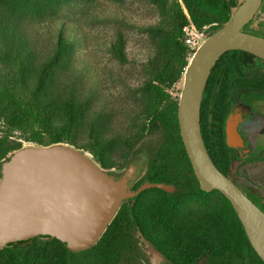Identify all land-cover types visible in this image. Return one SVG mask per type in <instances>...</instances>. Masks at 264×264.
<instances>
[{
	"label": "trees",
	"instance_id": "1",
	"mask_svg": "<svg viewBox=\"0 0 264 264\" xmlns=\"http://www.w3.org/2000/svg\"><path fill=\"white\" fill-rule=\"evenodd\" d=\"M62 0H58L61 2ZM190 21L201 29L212 25L207 35H212L227 23L239 5L238 0H184ZM54 0H0V168L2 160L24 143L52 145L65 143L89 152L105 169L115 164L105 157V144L98 141L86 146L82 143L83 123L89 114L94 93L85 92L83 69L72 55L78 30L57 27L53 48L42 53L25 22L44 21ZM60 3H57V5ZM179 6V5H178ZM181 6L172 17L169 28L150 27L152 36L164 39L148 62L151 73L150 94L142 111L143 123L138 132L127 140L130 152L153 133L156 143L148 145L149 177L153 183L175 184L181 190H201L193 166L181 137L178 104L168 90L179 82L189 64L193 50L187 44L183 29L189 23ZM51 15V14H50ZM40 18V19H36ZM255 22H258L256 20ZM262 24V23H259ZM249 23L244 31L257 30ZM263 33V31H262ZM264 37V35H262ZM166 43L164 44V42ZM110 52L121 62H128L123 36L115 40ZM258 58L250 53L235 50L225 53L215 64L204 90L201 106V130L206 148L218 169L225 174L224 127L227 97L232 88L241 85L245 71L256 64ZM93 134V133H92ZM17 136V137H16ZM1 177V175H0ZM223 202L229 201L222 195ZM127 206H123L100 241L87 251L71 252L57 239L34 238L26 247L16 244L0 252V264H120L134 242ZM160 203L149 209L139 203L135 220L147 237L150 214L153 215L154 243L166 245L161 239L165 212ZM170 208H168V211ZM174 217L165 225L176 231ZM174 234V233H172Z\"/></svg>",
	"mask_w": 264,
	"mask_h": 264
},
{
	"label": "water",
	"instance_id": "2",
	"mask_svg": "<svg viewBox=\"0 0 264 264\" xmlns=\"http://www.w3.org/2000/svg\"><path fill=\"white\" fill-rule=\"evenodd\" d=\"M262 0H244L229 21L206 38L184 73L178 119L186 153L202 190L220 191L232 203L249 241L264 261V212L213 162L201 130V106L216 62L240 50L264 60V37L244 31ZM121 180L109 175L95 158L65 143L22 146L10 152L0 168V252L37 237L57 239L74 253L93 248L118 214L130 192L135 168ZM175 193L165 183L148 188Z\"/></svg>",
	"mask_w": 264,
	"mask_h": 264
},
{
	"label": "flooded vegetation",
	"instance_id": "3",
	"mask_svg": "<svg viewBox=\"0 0 264 264\" xmlns=\"http://www.w3.org/2000/svg\"><path fill=\"white\" fill-rule=\"evenodd\" d=\"M238 1L240 4L244 0ZM262 15L264 0L256 8L254 19L250 22L251 27H261L264 33V21H259ZM256 20L258 22H255ZM211 27L212 25L207 27L208 31ZM221 132L225 175L264 212L263 59L258 58L256 64L245 71L241 85L229 92ZM133 154L134 151L130 153L126 165L108 170L124 169L134 165ZM146 158L144 170L139 172V165H136L138 171L129 181L130 192L135 194L126 198L121 206V208L127 206L128 213L131 212L130 219L126 216L122 219L126 227L130 226L131 229H127V233L131 232L134 242L120 264H264L251 245L232 203L220 191L207 192L201 189L209 193L206 195L195 188L181 190L176 186L175 193L156 187L137 193L145 183L154 184L150 181L148 172V150ZM114 174L119 179L125 176V173ZM222 195L229 203L223 202ZM139 203H143L148 210L152 208L154 210L157 203L164 208L166 218L163 220L164 223H161V226L165 227L161 230V239L166 245L163 247L158 246L153 240L152 233L157 232L152 229L154 213L150 214L146 221L150 227L147 237L140 230L134 215ZM154 217L155 224H158L157 215ZM169 217L175 218L173 224L176 231L165 225Z\"/></svg>",
	"mask_w": 264,
	"mask_h": 264
},
{
	"label": "rangeland",
	"instance_id": "4",
	"mask_svg": "<svg viewBox=\"0 0 264 264\" xmlns=\"http://www.w3.org/2000/svg\"><path fill=\"white\" fill-rule=\"evenodd\" d=\"M54 2L56 4L47 10L49 16L44 21L25 22V26L43 54L53 48L57 27L74 26L78 30L79 38L74 40L72 55L83 69L85 92L89 93L91 90L94 93L89 114L83 123L82 143L86 146L96 141L105 144V157L110 158L115 164L128 163L130 153L134 151V165L109 170V175L116 180L122 178H117L114 173L126 174V170L131 167L135 168V173L138 170L141 172L146 165L148 145L155 144V140H158L155 136L159 138L160 135L147 134L144 141L137 144L131 152L126 143L138 132L139 125L143 123L142 111L150 94L151 73L148 62L164 40L158 36L154 39L150 27L169 28L170 19L175 16L179 6L189 20L187 25L194 24L190 21L185 1L54 0ZM259 21H264V15ZM209 26L201 29L195 26L190 49L200 47L209 37L207 35ZM256 29L251 31L252 34L258 36L264 34L261 27ZM184 35L187 39L185 32ZM120 36H123L126 44L129 59L126 63H121L109 50L111 44ZM197 48L193 50V54ZM183 86L184 75L168 90L173 99L179 101ZM1 131L0 125V137ZM136 165H139L138 170Z\"/></svg>",
	"mask_w": 264,
	"mask_h": 264
},
{
	"label": "built area",
	"instance_id": "5",
	"mask_svg": "<svg viewBox=\"0 0 264 264\" xmlns=\"http://www.w3.org/2000/svg\"><path fill=\"white\" fill-rule=\"evenodd\" d=\"M195 25L194 24H189L187 25L185 28H184V32L185 34L188 36L187 38V44L189 46H191L190 44L192 43V41L194 40V37L192 36L193 35V31L195 30ZM192 50H195L197 47H191Z\"/></svg>",
	"mask_w": 264,
	"mask_h": 264
}]
</instances>
